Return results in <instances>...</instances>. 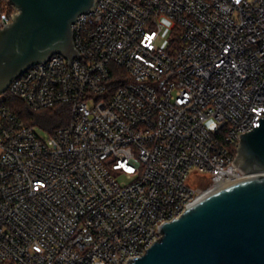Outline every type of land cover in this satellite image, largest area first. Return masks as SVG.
Wrapping results in <instances>:
<instances>
[{
  "label": "built area",
  "instance_id": "1",
  "mask_svg": "<svg viewBox=\"0 0 264 264\" xmlns=\"http://www.w3.org/2000/svg\"><path fill=\"white\" fill-rule=\"evenodd\" d=\"M15 13L0 2V29ZM73 40L71 67L55 53L5 91L67 107L66 125L38 133L0 94V264L143 255L162 223L244 176L239 134L264 115V0H96Z\"/></svg>",
  "mask_w": 264,
  "mask_h": 264
},
{
  "label": "water",
  "instance_id": "2",
  "mask_svg": "<svg viewBox=\"0 0 264 264\" xmlns=\"http://www.w3.org/2000/svg\"><path fill=\"white\" fill-rule=\"evenodd\" d=\"M8 1L17 13L0 29V94L55 53L69 66L81 57L73 25L96 6V0ZM257 120L259 126L239 134L233 162L244 176L208 191L162 223V236L127 264H264V115Z\"/></svg>",
  "mask_w": 264,
  "mask_h": 264
},
{
  "label": "trees",
  "instance_id": "3",
  "mask_svg": "<svg viewBox=\"0 0 264 264\" xmlns=\"http://www.w3.org/2000/svg\"><path fill=\"white\" fill-rule=\"evenodd\" d=\"M3 1L6 0H0V2ZM3 103L23 122L44 125L48 130L66 125L69 121V111L65 106H57L34 112L17 97L12 96L8 92L3 94Z\"/></svg>",
  "mask_w": 264,
  "mask_h": 264
},
{
  "label": "rangeland",
  "instance_id": "4",
  "mask_svg": "<svg viewBox=\"0 0 264 264\" xmlns=\"http://www.w3.org/2000/svg\"><path fill=\"white\" fill-rule=\"evenodd\" d=\"M165 33L163 32V35H164ZM163 38H166V35H164L163 36ZM161 45L162 46H165V40L163 39L162 40V42H161ZM37 127H38V133H41L42 131H45V130H48V128L46 127V126H44V125H38V124H35ZM120 181H122V178H120ZM192 184L194 183V184H198L199 183V179H197L196 177L193 179H191V181H190Z\"/></svg>",
  "mask_w": 264,
  "mask_h": 264
}]
</instances>
